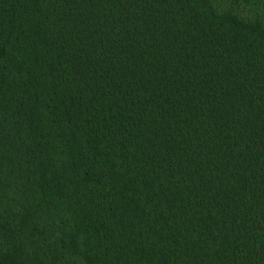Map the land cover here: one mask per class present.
<instances>
[{
  "label": "trees",
  "instance_id": "trees-1",
  "mask_svg": "<svg viewBox=\"0 0 264 264\" xmlns=\"http://www.w3.org/2000/svg\"><path fill=\"white\" fill-rule=\"evenodd\" d=\"M0 264H264V0H0Z\"/></svg>",
  "mask_w": 264,
  "mask_h": 264
}]
</instances>
